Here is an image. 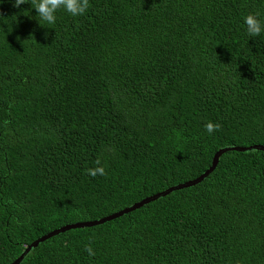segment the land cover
Masks as SVG:
<instances>
[{"label": "trees", "instance_id": "obj_1", "mask_svg": "<svg viewBox=\"0 0 264 264\" xmlns=\"http://www.w3.org/2000/svg\"><path fill=\"white\" fill-rule=\"evenodd\" d=\"M14 2L0 0V264L197 177L222 147L264 146V31L244 23L264 25V0H89L54 24ZM97 159L106 176L87 174ZM19 264H264V151H226L199 183Z\"/></svg>", "mask_w": 264, "mask_h": 264}, {"label": "clouds", "instance_id": "obj_2", "mask_svg": "<svg viewBox=\"0 0 264 264\" xmlns=\"http://www.w3.org/2000/svg\"><path fill=\"white\" fill-rule=\"evenodd\" d=\"M24 3H28V0H15L13 6L19 8L20 5ZM31 5L36 10L41 20L46 21L48 24H54L56 21L55 13L57 10L63 8L72 16L83 15L89 7V0H31ZM258 15V13H249L244 18V23L247 26V33L253 37L259 36L261 32L264 31V25H262L260 20L257 19ZM220 128L221 125L219 123L209 121L205 124V129L209 134H212ZM95 163L98 167L87 169V174L92 177H96L97 175L106 176L107 173L105 168L99 166L101 164L100 160L97 159ZM85 251L90 256L95 255L90 244L85 246Z\"/></svg>", "mask_w": 264, "mask_h": 264}, {"label": "water", "instance_id": "obj_3", "mask_svg": "<svg viewBox=\"0 0 264 264\" xmlns=\"http://www.w3.org/2000/svg\"><path fill=\"white\" fill-rule=\"evenodd\" d=\"M249 149H259V150H263L264 151V146L262 145H250V146H243V147H238V146H227V147H222L220 149H218L212 157L211 160V164L210 166L200 175H198L197 177L193 178V179H189L187 181L181 182V183H177L175 185H171L165 189H163L162 191H159L153 195L147 196L143 199H141L138 202H135L129 206H126L118 211H115L113 213H110L108 215H105L99 219H95V220H90V221H77V222H72V223H67L64 225H61L47 233H45L44 235L36 238L35 240H33L31 243H28L26 248L23 250V252L15 259L13 260L11 263L9 264H19V262L21 261V259L23 258V256L28 253L32 248H35L40 242L48 239L49 237L62 233L64 231H67L69 229H74V228H79V227H90V226H94V225H98V224H102L106 221H109L111 219L117 218L125 213H128L134 209H137L139 207H141L143 204H146L150 201H154L155 199H157L158 197H162L165 196L166 194L174 191V190H178V189H182L185 187H189L192 185H195L197 183H199L202 179H204L205 177H207L216 167L217 163H218V159L219 157L226 151L229 150H249Z\"/></svg>", "mask_w": 264, "mask_h": 264}, {"label": "rangeland", "instance_id": "obj_4", "mask_svg": "<svg viewBox=\"0 0 264 264\" xmlns=\"http://www.w3.org/2000/svg\"><path fill=\"white\" fill-rule=\"evenodd\" d=\"M129 206V205H128Z\"/></svg>", "mask_w": 264, "mask_h": 264}]
</instances>
